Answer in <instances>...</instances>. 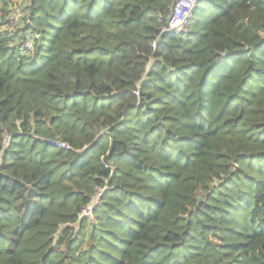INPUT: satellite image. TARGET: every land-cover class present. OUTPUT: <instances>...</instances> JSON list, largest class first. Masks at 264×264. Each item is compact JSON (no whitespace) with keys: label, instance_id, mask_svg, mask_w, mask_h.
I'll return each mask as SVG.
<instances>
[{"label":"trees","instance_id":"16d2710c","mask_svg":"<svg viewBox=\"0 0 264 264\" xmlns=\"http://www.w3.org/2000/svg\"><path fill=\"white\" fill-rule=\"evenodd\" d=\"M171 6L0 0V264H264V0Z\"/></svg>","mask_w":264,"mask_h":264},{"label":"built area","instance_id":"2783aa9c","mask_svg":"<svg viewBox=\"0 0 264 264\" xmlns=\"http://www.w3.org/2000/svg\"><path fill=\"white\" fill-rule=\"evenodd\" d=\"M199 0H172V6L170 11V17L168 19L167 30L183 34L188 32L189 21L194 17L196 6ZM10 135H6V139L9 141ZM66 145L62 143V146ZM100 194H97V197ZM95 204V203H94ZM93 204H89L84 209L85 216H92Z\"/></svg>","mask_w":264,"mask_h":264},{"label":"rangeland","instance_id":"374dc122","mask_svg":"<svg viewBox=\"0 0 264 264\" xmlns=\"http://www.w3.org/2000/svg\"><path fill=\"white\" fill-rule=\"evenodd\" d=\"M222 70V67H217L215 74H219V72ZM119 257V254L116 255V258Z\"/></svg>","mask_w":264,"mask_h":264},{"label":"water","instance_id":"95a60500","mask_svg":"<svg viewBox=\"0 0 264 264\" xmlns=\"http://www.w3.org/2000/svg\"><path fill=\"white\" fill-rule=\"evenodd\" d=\"M168 31H169V32H172V30H170V29H169Z\"/></svg>","mask_w":264,"mask_h":264}]
</instances>
